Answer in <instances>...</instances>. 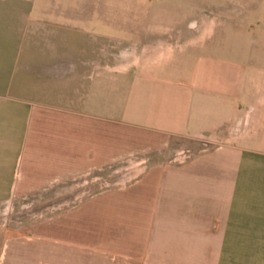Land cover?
<instances>
[{
  "label": "crops",
  "instance_id": "obj_1",
  "mask_svg": "<svg viewBox=\"0 0 264 264\" xmlns=\"http://www.w3.org/2000/svg\"><path fill=\"white\" fill-rule=\"evenodd\" d=\"M95 2L0 0V211L117 164L126 250L88 264H264V0ZM128 18L142 37L111 58L96 20ZM5 226L0 264L51 253Z\"/></svg>",
  "mask_w": 264,
  "mask_h": 264
},
{
  "label": "rangeland",
  "instance_id": "obj_2",
  "mask_svg": "<svg viewBox=\"0 0 264 264\" xmlns=\"http://www.w3.org/2000/svg\"><path fill=\"white\" fill-rule=\"evenodd\" d=\"M150 0H143L142 10H146ZM126 4L127 10H134ZM85 3L80 4V7ZM96 10H120L123 4L118 2H106L96 0ZM123 5V6H122ZM129 7V8H128ZM110 23L112 26L111 38L107 40L111 58L118 54L119 47H131L136 39H141V28L146 25V19H105L96 20ZM126 22V41L117 29ZM116 30V31H115ZM120 36V37H119ZM96 36V46L102 43ZM203 147V143L200 144ZM198 144L188 140H174L161 154H167L172 159L180 160L197 149ZM141 146H129L121 148L119 152L132 150L133 153L140 154ZM114 152L112 154H116ZM145 153H149L146 151ZM119 173L117 164L113 165L109 172H101L98 175L80 177L74 183L77 185L68 187L69 194H59L53 190L43 191L37 196H29L9 205V209L0 211V223L4 222L10 233H19L21 237L46 236L45 244L48 252L45 256L37 255L35 264H88V261L98 258L99 254L119 253L125 251V247L119 243L120 226L118 218L117 204L111 201L117 196ZM94 193H97L94 195ZM9 224V225H8ZM0 230H2L0 228ZM1 233V231H0ZM61 240L59 242L50 241ZM34 241V240H32ZM56 249V251H55ZM62 250V253H59ZM11 249L8 250L6 261H9ZM17 259L20 263H25L23 253ZM76 256L77 259H76ZM93 256V257H92ZM73 257V258H72Z\"/></svg>",
  "mask_w": 264,
  "mask_h": 264
}]
</instances>
